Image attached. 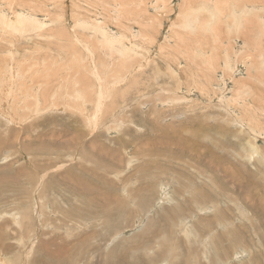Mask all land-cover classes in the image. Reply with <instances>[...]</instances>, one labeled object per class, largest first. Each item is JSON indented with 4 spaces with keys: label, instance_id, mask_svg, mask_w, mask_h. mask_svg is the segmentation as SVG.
<instances>
[{
    "label": "rangeland",
    "instance_id": "374dc122",
    "mask_svg": "<svg viewBox=\"0 0 264 264\" xmlns=\"http://www.w3.org/2000/svg\"><path fill=\"white\" fill-rule=\"evenodd\" d=\"M200 3L0 0L6 31H22L0 27L6 264H264V36Z\"/></svg>",
    "mask_w": 264,
    "mask_h": 264
},
{
    "label": "bare ground",
    "instance_id": "6f19581e",
    "mask_svg": "<svg viewBox=\"0 0 264 264\" xmlns=\"http://www.w3.org/2000/svg\"><path fill=\"white\" fill-rule=\"evenodd\" d=\"M244 3V4H242V3ZM256 4H258L256 1H254V3L252 2V1H250V0H216V1H212V0H202V3H200V5H199V8L197 9V14L198 13H203L204 14V16L206 15L207 16V18H210L209 19V21H212V23H214V21H216V22H220V21H222L224 18L226 19L227 17H226V13L227 12H229V15H228V18H229V24H228V27H230L233 31H234V33L235 32H238V33H240V32H243L244 30H247V29H250V26H253L255 23H254V20L256 19L257 21L259 20V22H258V24L260 25V27H259V30L262 32V36H264V19L262 18V16H261V14L262 13H260V11H262L260 8L262 7V6H256ZM262 8H264V7H262ZM192 10H194V12H196L195 10L196 9H192ZM189 13H187V18H186V20H185V18H183L184 20V22H185V26L184 27H186V28H188V29H191V28H193L194 27V25H195V27H196V24H195V22L194 21H191L190 19H191V16L193 15V11H191V9L188 11ZM264 15V14H263ZM254 17V18H253ZM8 20H10V19H8ZM224 22V21H223ZM225 23V22H224ZM44 26V25H43ZM197 26H200V25H198L197 24ZM0 27L1 28H3V31L4 32H6V33H10V34H14V35H18L19 34V32L20 33H22V31L21 30H19V31H17V33H12V32H10V31H6L8 28H10L11 26H9L8 24H7V22H5L4 21V17L3 16H0ZM224 27V26H223ZM32 27L30 26V29H31ZM43 28V27H42ZM29 30V29H28ZM37 30V29H36ZM13 31V30H12ZM25 31V30H24ZM38 31V30H37ZM228 31V30H227ZM39 32V31H38ZM229 34V33H228ZM49 36V35H48ZM110 37H108V39H109ZM259 39L261 40V38L259 37ZM102 40H104V43L105 44H107V42H108V40L107 39H105V38H103L102 37ZM230 41V40H229ZM261 42V41H260ZM111 44L112 45H114V46H116L117 45V41H116V39H114L113 37H111ZM192 44V43H191ZM259 44H261V43H259ZM237 48V47H236ZM227 59V58H226ZM125 60H126V62L129 64V61H130V56L128 55V56H126L125 57ZM228 60V59H227ZM109 61H117V60H115L114 58H112V57H110L109 58ZM229 61V60H228ZM227 61V62H228ZM231 61V60H230ZM114 63V62H113ZM117 63V62H116ZM115 63V64H116ZM202 65H205L206 66V69H207V67H213L214 66V64L215 63H218L217 62V59H215L214 57L213 58H211V60L209 59V58H205L203 61H202ZM212 63H214V64H212ZM70 65V64H69ZM229 67H230V65H232V63L231 64H227ZM29 67V66H28ZM257 67L260 69V70H262V71H264V69L262 68V66L261 65H257ZM95 69H96V66L94 67ZM101 68V67H100ZM109 75H110V79H112V77H113V81H114V84L115 83H122V82H124V79H126V76L127 75H124L123 74V72L120 70V69H118L117 67H112L111 66V68H110V66H109ZM57 70V69H56ZM60 70H61V68H60ZM85 71V70H84ZM87 71V70H86ZM85 71V72H86ZM95 71H97L98 72V70L96 69ZM100 71V70H99ZM97 72H95V73H97ZM70 73V72H69ZM14 74V73H13ZM89 74V73H88ZM44 75V74H43ZM61 75V74H60ZM68 75L66 74V77H67ZM14 77H15V75H14ZM57 77V76H56ZM70 77H72V76H70ZM4 78V77H3ZM18 78V77H17ZM64 78H65V76H64ZM73 79H74V77H72ZM6 79H7V77H6ZM61 79V78H60ZM72 79V80H73ZM4 80V79H3ZM8 81H9V78L7 79ZM7 80H5V81H7ZM11 80V79H10ZM15 80V79H14ZM56 80V79H55ZM71 80V81H72ZM128 80V79H127ZM1 81V80H0ZM7 81V82H8ZM15 81H17V80H15ZM74 81V80H73ZM78 81V80H77ZM77 81H75V82H73V83H70V87L72 86V88H73V90H72V95H71V100H72V104L71 105H76V103L78 104V103H80L81 104V106L83 105H85V104H87L88 102H89V100L91 99L88 95L89 94H87L88 92H86V90H85V92L83 91V89H82V85H81V83H80V85H79V82H77ZM89 81V80H88ZM113 81L112 82H110L111 84H113ZM2 82H4V81H2ZM10 82H12V81H10ZM9 82V83H10ZM62 82V81H61ZM63 82H67L66 81V79H63ZM70 82V81H69ZM1 83V82H0ZM6 83V82H5ZM3 84V83H2ZM17 84V83H16ZM4 85V84H3ZM20 85V84H19ZM62 85V84H61ZM61 85H60V87H61ZM66 85L67 86H69V83L67 82L66 83ZM90 85V84H89ZM7 86H8V83H7ZM6 86V87H7ZM13 86V85H12ZM37 86V85H36ZM43 86V85H42ZM1 87V86H0ZM88 88V87H87ZM82 89V90H81ZM89 89H91V88H89ZM11 90H12V88H11ZM19 90V89H18ZM26 91V90H25ZM20 92V91H19ZM18 93V92H17ZM40 93V92H39ZM15 94V93H14ZM49 94V93H48ZM70 94V93H69ZM17 95V94H16ZM24 95V94H23ZM23 95H21V96H23ZM30 95V94H29ZM32 95V94H31ZM35 95H36V93H35ZM39 95V94H38ZM44 95H45V93H44ZM111 95V93H109V91L108 92H106V90H105V92H102V91H100V94L99 95H97V100H96V112L94 113V117H93V121H92V119H90L91 120V122H94V124H95V126H96V124H99L100 123V119H101V115H103L102 114V111H103V109H105L106 108V105H107V100H108V97ZM33 96H34V93H33ZM33 96H29V99L28 100H32V102H34L35 101V96L33 97ZM68 96V95H67ZM18 97V96H17ZM26 98L28 97V96H25ZM39 97V96H38ZM41 97V96H40ZM43 97V96H42ZM42 97H41V99H42ZM69 97V96H68ZM48 99H49V97H47ZM51 98V97H50ZM64 98V97H63ZM14 99V98H13ZM18 99H20V98H18ZM53 99H55V98H53ZM53 99H51L52 101H53ZM57 99V98H56ZM58 99H59V97H58ZM66 99V98H65ZM69 99V98H68ZM21 100H22V97H21ZM20 100V101H21ZM27 100V101H28ZM37 100V99H36ZM46 101V97L44 98V99H42V101ZM14 101H15V99H14ZM23 101L24 100H22L21 102H22V104H23ZM38 101V100H37ZM57 101V100H56ZM66 101H68L67 99H66ZM17 102V101H16ZM55 102V101H54ZM93 102V101H92ZM13 103V102H12ZM11 102H10V105L12 104ZM19 103V100H18V102L16 103V104H18ZM39 103V102H38ZM52 103V102H51ZM15 104V105H16ZM29 104V103H28ZM43 104H46V102L45 103H43ZM69 104V103H68ZM91 104V103H90ZM24 105H26V104H24ZM56 105V104H55ZM13 106H14V104H13ZM31 106V105H30ZM30 106H28V107H30ZM50 106H51V104H50ZM16 107L18 108V106L16 105ZM20 107V106H19ZM24 107V106H23ZM23 107H21L22 109H24ZM27 107V106H26ZM34 107V106H33ZM11 109H12V107H11ZM21 109V110H22ZM29 110V108H25V110ZM34 109V108H33ZM35 109H37L36 107H35ZM75 109V108H74ZM74 109H73V111H74ZM77 109V108H76ZM84 110H85V107L83 108ZM50 110H51V108H50ZM83 110V111H84ZM106 110V109H105ZM16 111V110H15ZM32 110H30V112H31ZM86 111V110H85ZM84 111V112H85ZM93 111V110H92ZM107 111V110H106ZM17 112V111H16ZM48 112V111H47ZM78 113H79V111H78ZM86 113V112H85ZM34 116H36V114H33ZM38 115V114H37ZM72 115V114H71ZM83 115H85L84 113H83ZM82 115V116H83ZM11 117V116H10ZM30 117H32V116H30ZM87 117H89L88 115H87ZM91 117V116H90ZM105 117V116H104ZM13 120V119H12ZM15 120V119H14ZM26 120V119H25ZM27 120H28V118H27ZM90 120H88V121H90ZM101 120H103V118L101 119ZM18 121V120H17ZM25 122V121H24ZM87 122V121H86ZM89 123V122H88ZM19 124V123H18ZM92 125V124H91ZM24 126V125H23ZM95 126H94V128H95ZM9 128V127H8ZM87 128V127H86ZM92 129V128H91ZM94 130V129H93ZM73 131V130H72ZM92 131V130H91ZM81 142V141H80ZM139 146V145H138ZM62 166V165H61ZM90 168V167H89ZM91 171V170H90ZM89 171V172H90ZM80 183V182H79ZM180 184V183H179ZM86 186V185H85ZM38 190V189H37ZM63 192H65V191H63ZM38 193V192H37ZM57 195V194H56ZM39 201V200H38ZM38 207V206H37ZM30 211V210H29ZM40 211V210H39ZM42 214V213H41ZM13 218V217H12ZM22 218V217H21ZM17 219V218H16ZM43 219V218H42ZM15 220V219H14ZM20 220V219H19ZM23 220H25V219H23ZM22 220V221H23ZM31 221V220H30ZM14 222V221H13ZM23 223V222H22ZM31 223V222H30ZM19 224V223H18ZM192 224V223H191ZM24 225V224H23ZM22 225V226H23ZM21 226V225H20ZM21 226V227H22ZM25 226V225H24ZM20 228V227H19ZM22 232V231H21ZM1 234V233H0ZM5 235V234H4ZM1 236V235H0ZM2 237H5V236H2ZM23 237V236H22ZM26 237V236H25ZM40 237V236H39ZM24 238V237H23ZM22 238V239H23ZM2 239V238H1ZM30 240V239H29ZM23 241H24V239H23ZM26 241V240H25ZM50 242V241H49ZM3 244V243H2ZM61 248V247H60ZM4 249V248H3ZM5 249L7 250V248L5 247ZM10 249V248H9ZM16 249V248H15ZM27 251H29V250H27ZM11 252V251H10ZM14 256V255H13ZM8 257V256H7ZM3 258V257H2ZM30 258V257H29ZM3 260H5L4 258H3ZM2 259H0V263L1 264H6L4 261H3ZM87 263V262H86ZM9 264V263H8Z\"/></svg>",
    "mask_w": 264,
    "mask_h": 264
}]
</instances>
